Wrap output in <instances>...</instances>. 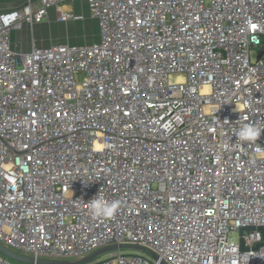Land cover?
<instances>
[{
	"label": "built area",
	"instance_id": "2783aa9c",
	"mask_svg": "<svg viewBox=\"0 0 264 264\" xmlns=\"http://www.w3.org/2000/svg\"><path fill=\"white\" fill-rule=\"evenodd\" d=\"M98 40L14 51L81 20ZM261 129L241 142V125ZM264 0H38L0 13V245L33 260L264 264ZM96 195L118 201L94 218ZM241 228H252L243 230ZM242 242L243 250H240ZM0 264H19L0 255Z\"/></svg>",
	"mask_w": 264,
	"mask_h": 264
},
{
	"label": "rangeland",
	"instance_id": "374dc122",
	"mask_svg": "<svg viewBox=\"0 0 264 264\" xmlns=\"http://www.w3.org/2000/svg\"><path fill=\"white\" fill-rule=\"evenodd\" d=\"M61 10L65 13L73 12L74 14L82 15V19L75 22L70 21L68 23H61L55 19L49 21L47 24L34 27L33 30H30L32 33L35 32V39L33 38V40H35L34 44H40L41 46L57 45L61 43L82 45L94 43L98 40L97 23L88 16V10L84 3L81 4L79 1L68 2L61 6ZM84 12L86 13L83 15ZM54 13V11H49V14L56 18V14ZM31 40L28 44L29 46L33 44ZM100 258H104V255Z\"/></svg>",
	"mask_w": 264,
	"mask_h": 264
},
{
	"label": "crops",
	"instance_id": "0c3cea01",
	"mask_svg": "<svg viewBox=\"0 0 264 264\" xmlns=\"http://www.w3.org/2000/svg\"><path fill=\"white\" fill-rule=\"evenodd\" d=\"M37 2H38V0H0V13H5V12L13 11V10H20L29 4H37ZM82 3L83 2H81V4ZM84 5H85V3H84ZM63 7H65V6H63ZM50 11L55 12L54 14H56V18L53 17L52 15H50L48 12L47 19H45V21H43L42 23L35 25L32 28H29L28 26H23V28L20 31L13 32L11 34V43H12V47H13L14 51L27 52L31 49L32 46L49 47V46H41L40 44H34L35 40H33V38L35 39V32L32 33V31H30V30H33L34 27L47 24V23H49V21H53L55 19H58L57 11H55V10H50ZM60 11H62V10L60 9ZM85 13L86 12H84L83 15ZM76 15L80 16L82 19V15H78V14H76ZM88 16H89V13H88ZM71 22H73V21H71ZM65 23H68V22H65ZM37 37H38V35H37ZM31 38H32V40H31ZM30 40H31V42H33V44L31 46L28 45ZM82 45H84V44H82ZM50 46H53V45H50Z\"/></svg>",
	"mask_w": 264,
	"mask_h": 264
},
{
	"label": "water",
	"instance_id": "95a60500",
	"mask_svg": "<svg viewBox=\"0 0 264 264\" xmlns=\"http://www.w3.org/2000/svg\"><path fill=\"white\" fill-rule=\"evenodd\" d=\"M243 230H247L250 231L252 230V228H241L239 230V233L241 235V232ZM240 250H243V245L242 242H240ZM116 250H133L139 253H146L149 256H151L153 259L157 260V256L154 255L152 252H150L148 249L144 248V247H140L138 245H113V246H109V247H105L102 248L100 250H97L96 252L90 254L89 256L83 258L82 260L76 261V262H69V261H55V260H33L31 258H27L18 254H15L9 250H7L6 248H4L3 246L0 245V255L11 260L14 261L16 263L19 264H89L92 261L98 259L99 257L110 253L112 251H116ZM161 264H164L163 262Z\"/></svg>",
	"mask_w": 264,
	"mask_h": 264
},
{
	"label": "clouds",
	"instance_id": "9594fccd",
	"mask_svg": "<svg viewBox=\"0 0 264 264\" xmlns=\"http://www.w3.org/2000/svg\"><path fill=\"white\" fill-rule=\"evenodd\" d=\"M262 130L251 124L241 125L238 132L236 133L237 138L241 142H255L261 135ZM259 154L264 155V147H261ZM118 201H107L104 198L96 195L89 201V211L94 218H111L118 211Z\"/></svg>",
	"mask_w": 264,
	"mask_h": 264
}]
</instances>
